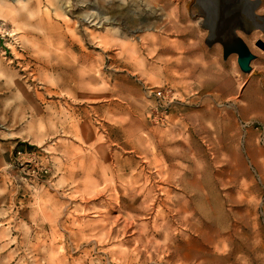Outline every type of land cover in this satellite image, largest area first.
I'll use <instances>...</instances> for the list:
<instances>
[{
	"label": "rangeland",
	"instance_id": "1",
	"mask_svg": "<svg viewBox=\"0 0 264 264\" xmlns=\"http://www.w3.org/2000/svg\"><path fill=\"white\" fill-rule=\"evenodd\" d=\"M186 1L0 0V264H264V31L212 0L214 32L255 55L243 73Z\"/></svg>",
	"mask_w": 264,
	"mask_h": 264
},
{
	"label": "bare ground",
	"instance_id": "2",
	"mask_svg": "<svg viewBox=\"0 0 264 264\" xmlns=\"http://www.w3.org/2000/svg\"><path fill=\"white\" fill-rule=\"evenodd\" d=\"M242 2L245 4V6L247 7L246 9H248L249 13H248V17H249V20L251 21L250 22V29H263L264 31V18H262V16H259L256 11H255V7H257V5H259V0H242ZM214 2L212 0H187L186 2H184V9L188 12L190 18L193 20V22L195 23H198V25L204 23V25H206V28L207 30H209V34L211 36V38L217 40V41H221L222 43H225L226 45H231L233 42L239 40V41H243L241 37H239L236 32L234 31H229L230 32V35L228 33V35L230 36L229 39H226L228 37H225V36H218V34H216L214 32V28H212V11L214 10V8L216 7L215 4H213ZM218 3V2H217ZM220 3V2H219ZM227 3V2H226ZM239 3V2H238ZM232 6V5H230ZM7 11L9 14H12V15H25L24 13L20 14V12H18L17 10H14L13 7L11 6H7ZM233 7V6H232ZM241 8V7H240ZM146 10V9H145ZM247 11V10H246ZM28 14V11L26 12ZM147 13V12H146ZM216 13V12H215ZM240 13V12H239ZM245 13V12H244ZM31 14V13H30ZM223 14V13H222ZM238 14V13H237ZM230 15V14H229ZM234 15V14H233ZM246 15V14H245ZM235 16V15H234ZM234 16L232 18H234ZM238 16V15H237ZM117 17V16H116ZM115 17V18H116ZM236 17V16H235ZM14 18V17H13ZM221 18V17H220ZM140 19V18H139ZM225 19H226V16H225ZM236 19V18H235ZM238 19V18H237ZM220 20V19H219ZM227 20V19H226ZM233 20V19H232ZM240 21V20H239ZM230 22V21H229ZM236 22V21H235ZM97 23V22H96ZM242 23V21H241ZM113 24V23H112ZM226 24V23H225ZM239 24V23H238ZM92 25V24H91ZM237 25V24H236ZM235 25V26H236ZM242 25V24H241ZM101 26L103 29V31L105 32L104 34V43H103V47H104V50H107V51H110L112 49V47L116 45V43H112L111 42V37H112V34H116L118 31L116 29V27L114 26H111L110 24V19L108 17H105L103 20H102V23H101ZM234 26V25H233ZM123 27V26H122ZM220 27V25H219ZM6 29V28H5ZM236 29V28H234ZM233 29V30H234ZM3 30V29H2ZM219 32V30H218ZM221 33V32H220ZM226 33V32H225ZM263 33V32H262ZM161 35V34H160ZM227 35V36H228ZM261 39V35L258 33V32H255L253 33V36H252V41H258ZM147 40L149 41V45H145L147 47L148 50H156L158 48V46L160 45H163L164 44V38L163 37H160L158 35H152L150 36V38H147ZM211 41V40H210ZM263 41V40H262ZM210 43V42H208ZM213 43V42H212ZM134 49V48H132ZM159 169V168H158ZM164 172V170H162ZM154 172V171H153ZM157 173V172H156ZM161 179V178H160ZM149 182V181H148ZM105 182H103V185H104ZM165 183V182H164ZM100 184V183H99ZM166 184V183H165ZM167 185V184H166ZM169 185V184H168ZM171 185V184H170ZM107 188V187H106ZM158 188V187H157ZM104 189V188H103ZM102 192V191H101ZM100 192V193H101ZM105 192V191H104ZM133 193V192H132ZM112 194V193H111ZM117 194V193H116ZM140 194V193H139ZM158 195V193H157ZM117 196V195H116ZM137 196V194H136ZM109 197V196H108ZM114 197V196H113ZM110 198V197H109ZM114 199V198H113ZM144 199V198H143ZM109 200V199H108ZM117 200V199H116ZM113 201V200H112ZM142 201V200H140ZM147 201V200H146ZM145 201V202H146ZM102 202V201H101ZM119 202V201H118ZM144 202V203H145ZM157 203V202H156ZM105 206V205H104ZM119 206V205H118ZM124 206V205H123ZM149 206V204H148ZM147 207V206H146ZM110 209V208H109ZM107 210V208H106ZM155 210V208H154ZM96 211V210H95ZM99 211V210H98ZM100 212V211H99ZM113 212V211H112ZM145 213V212H144ZM149 213V212H148ZM117 213H115L116 215ZM137 214V213H136ZM142 214V212L140 213ZM96 215V214H95ZM114 215V216H115ZM129 215V213L127 214ZM118 216V215H116ZM124 216V215H123ZM135 216V215H134ZM161 216V215H160ZM132 217V216H131ZM146 217V216H145ZM154 217V216H153ZM99 218V217H98ZM106 218V217H105ZM126 218V216L124 217ZM135 218V217H134ZM150 218V217H149ZM98 220V219H97ZM114 220V219H113ZM147 221V219H146ZM149 221V220H148ZM159 221V220H158ZM128 222V221H127ZM157 222V221H156ZM122 223V222H121ZM126 223V222H125ZM99 224V223H98ZM129 224V223H128ZM146 224V223H145ZM125 225V224H124ZM150 225V224H149ZM92 226V225H91ZM110 226V225H109ZM113 226H116V225H113ZM154 226V225H153ZM94 227V225H93ZM107 227V226H106ZM128 227V226H127ZM109 229V228H107ZM157 229V228H156ZM106 230V229H105ZM139 230V229H138ZM93 231V230H92ZM123 231V229L121 230ZM132 231V230H131ZM105 232V231H104ZM118 232V231H117ZM94 233V232H93ZM128 233V232H127ZM130 233V232H129ZM92 234V233H90ZM107 234V233H106ZM105 234V235H106ZM109 234V233H108ZM117 234V233H116ZM112 236V235H111ZM124 236V235H123ZM153 236V235H152ZM151 236V237H152ZM97 237V236H96ZM104 237V236H103ZM107 237V235H106ZM117 237V236H115ZM114 237V238H115ZM89 238V237H88ZM121 238V236H120ZM118 238V239H120ZM148 238V237H147ZM92 239V238H91ZM129 241V240H128ZM136 241V240H135ZM120 242V241H119ZM98 243V242H97ZM116 243V242H115ZM118 243V242H117ZM130 243V242H129ZM137 243V242H136ZM100 244V243H98ZM114 244V242H113ZM119 245V243H118ZM129 245V244H128ZM99 246V245H98ZM111 246V245H110ZM116 246V245H114ZM121 246V245H120ZM119 246V247H120ZM102 247V246H101ZM112 247V246H111ZM107 248V246H106ZM118 248V246H117ZM116 249V248H115ZM122 249V248H121ZM133 249V248H132ZM106 250V249H105ZM108 250V249H107ZM111 250V249H110ZM119 250V249H118ZM136 250V249H135ZM147 250V249H146ZM118 251H116L117 253ZM109 255V254H108ZM107 256V255H106ZM115 256V255H114ZM66 258V257H65ZM115 258V257H114ZM128 259V258H127ZM130 259V257H129ZM101 260V259H100ZM110 260V259H109ZM62 261V260H60ZM59 261V262H60ZM71 261V260H70ZM112 261V260H111ZM120 261V260H119ZM122 262V261H121ZM118 263V262H117ZM130 263V262H129ZM156 263V262H155ZM66 264V263H65Z\"/></svg>",
	"mask_w": 264,
	"mask_h": 264
},
{
	"label": "built area",
	"instance_id": "3",
	"mask_svg": "<svg viewBox=\"0 0 264 264\" xmlns=\"http://www.w3.org/2000/svg\"><path fill=\"white\" fill-rule=\"evenodd\" d=\"M148 95L153 100L152 107L147 112L148 119L162 125L167 124L169 110L178 100L177 93L169 86H161L151 89ZM36 158V152L34 151L18 150L15 155V160L19 165H32L31 172L35 174L34 178L39 180L40 177L47 175L49 169L45 167L38 168Z\"/></svg>",
	"mask_w": 264,
	"mask_h": 264
},
{
	"label": "water",
	"instance_id": "4",
	"mask_svg": "<svg viewBox=\"0 0 264 264\" xmlns=\"http://www.w3.org/2000/svg\"><path fill=\"white\" fill-rule=\"evenodd\" d=\"M258 45L264 49L263 43H258ZM230 53H235L237 55V64L239 69L243 73H249L251 71L250 63L255 59V55L251 53L247 45L243 41H235L231 45L224 44V57Z\"/></svg>",
	"mask_w": 264,
	"mask_h": 264
}]
</instances>
